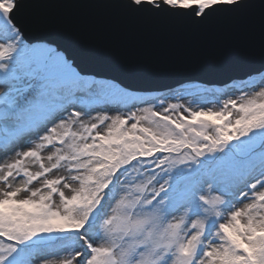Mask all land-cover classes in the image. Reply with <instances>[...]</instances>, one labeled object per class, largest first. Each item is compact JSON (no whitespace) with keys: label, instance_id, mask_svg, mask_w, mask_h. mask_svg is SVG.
Here are the masks:
<instances>
[{"label":"snow or ice","instance_id":"snow-or-ice-1","mask_svg":"<svg viewBox=\"0 0 264 264\" xmlns=\"http://www.w3.org/2000/svg\"><path fill=\"white\" fill-rule=\"evenodd\" d=\"M224 46L227 80L83 54ZM0 264H264V0H0Z\"/></svg>","mask_w":264,"mask_h":264},{"label":"water","instance_id":"water-1","mask_svg":"<svg viewBox=\"0 0 264 264\" xmlns=\"http://www.w3.org/2000/svg\"><path fill=\"white\" fill-rule=\"evenodd\" d=\"M83 54L93 67L103 73L116 76L142 74L148 78V83H167L172 78L187 76L227 80L239 75L237 66L243 55L233 47L224 46L197 51H163L150 61L125 64L105 50L86 51Z\"/></svg>","mask_w":264,"mask_h":264}]
</instances>
